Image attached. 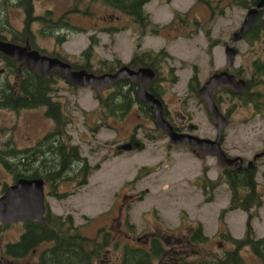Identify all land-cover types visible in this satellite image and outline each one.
I'll return each mask as SVG.
<instances>
[{"label": "rangeland", "instance_id": "obj_1", "mask_svg": "<svg viewBox=\"0 0 264 264\" xmlns=\"http://www.w3.org/2000/svg\"><path fill=\"white\" fill-rule=\"evenodd\" d=\"M76 1L81 8L70 19L74 28L68 32V40L59 45L61 55L70 62L82 63L79 56L88 46L90 35H95L99 40L91 58L93 70L100 68V60L119 59L121 63H127L136 50L137 42L141 43L139 51L155 52L165 48L172 56L166 57L159 68L161 96L166 111H170L166 115L174 118L180 113L196 125L192 133L214 139L215 121L210 118L200 95L189 90L188 81L196 70L200 86L215 71L226 67L225 44L230 43L232 34L241 26L247 8L230 4L231 0H205L212 5L211 9L204 0H199L185 14L195 0H151L145 4L144 10L158 27H163L158 30L159 33H153L141 31L131 17L104 5L100 0ZM53 4L63 10L68 7L67 0H40L36 2V12L52 8ZM221 9L223 14H220ZM0 11L2 23L6 24L8 12L14 26L12 29L22 28L23 13L20 10L7 8L6 4L1 3ZM175 11L185 21L181 24L178 19L177 22L181 24L178 30L176 27L171 30L169 23ZM41 27L40 22L30 25L34 31ZM59 31L64 33L66 29ZM206 31H209L210 38L206 36ZM216 40L208 53V45ZM38 42L50 51L54 50L56 44V40L49 37H42ZM232 44L238 51L233 70L240 68L242 73L239 76L247 79L251 61L260 54L264 44H249L245 39ZM171 67L173 70H170ZM55 86L54 98L60 102L67 121L71 118V124L66 127L72 137L71 143L77 145L91 168L96 164H99V168L91 169L86 181L78 173L74 178L59 182L57 187L45 184V200L52 213L63 216L70 214L83 235L103 241V235L108 234L107 247L101 253L103 257L95 264H115L121 255L123 241L126 239L128 245L137 246L141 242L136 238L143 235H157L165 245L164 251L180 250L183 261L222 258L225 252L235 248L228 235L235 238L244 236L247 213L234 209L221 217V211L229 203L230 189L221 178L225 166L215 156H196L186 144H172L164 132L154 129L155 125L148 117L141 115L138 106L119 117L102 112L95 97L96 91L90 86H72L63 78ZM115 89L107 87L100 93L105 96ZM261 89L264 90V86ZM215 95L220 99L221 112L227 117L222 149L229 157H241L246 165L254 154L264 151V115L257 113L252 104L229 98L219 87ZM50 128H53L52 122L41 110L15 111L0 105V155H4V150L13 151V155L6 154L10 160L7 161L17 162V157L22 159L23 148ZM131 135L143 146L136 150L116 152L115 147L128 141ZM28 136L31 137L30 141ZM255 165L258 191L262 194L263 202L258 209L250 210L255 213L251 227L255 238H261L264 237V154L258 156ZM203 168L210 179L207 185L218 177L221 180L220 185L212 191L209 186L206 187V197H212L208 202L201 186ZM0 170L7 180V173L13 171L5 163H0ZM66 174L73 175V170ZM138 194H142L141 199H125L126 196ZM198 223L207 240L204 243H191L189 233ZM119 227L123 234L117 233ZM24 228L25 225L21 223L9 226L2 234L1 244L17 240ZM178 237L183 239L182 243L176 241ZM239 254L245 264H264V256L257 255L250 246L240 248ZM34 258L35 255L30 256L23 264L33 262ZM166 263L181 264L173 259Z\"/></svg>", "mask_w": 264, "mask_h": 264}, {"label": "trees", "instance_id": "obj_2", "mask_svg": "<svg viewBox=\"0 0 264 264\" xmlns=\"http://www.w3.org/2000/svg\"><path fill=\"white\" fill-rule=\"evenodd\" d=\"M92 1L94 2L97 0ZM100 1L104 5L128 15L133 22L138 25L146 27L153 23L149 14L144 10L145 3L150 0ZM198 2L199 0H195L191 8L187 10L185 14L190 12ZM256 2L257 0H231L229 3L239 8H250L255 6ZM204 3L209 5L205 0ZM209 6L211 9L213 8L211 5ZM220 14H223V9H221ZM176 18L180 19L182 22L185 21V19L180 16L179 12L174 14L172 22ZM152 25L156 26L155 24ZM261 30H264V17L257 15L252 30L244 33L242 38L249 44L254 42L264 44V31ZM152 32L158 33L159 31ZM206 36L210 38L209 31H206ZM89 38L90 42L88 46L79 56L83 62H71L74 69L84 68L88 72L100 74L103 72H114L122 65L119 59L112 61L100 60V68L98 70H93L91 58L93 56L94 46L98 44L99 40L95 35H90ZM215 42H217V40L208 45V53L211 52V48ZM140 46L141 43L137 42L136 50H134L132 58L127 65L131 68H136L139 65L152 67L156 71V75L147 86L155 96L160 97L159 68L166 57L172 58V56L165 48L155 52L139 51ZM261 52L263 54H261ZM261 52L252 59L250 76L246 79V84L242 91L234 90L227 85H221L219 88H221L229 98L236 99L244 104H252L257 113L264 115V90L261 89V87L264 86V46ZM0 55L3 54L0 52ZM170 70H173V68L171 67ZM195 71L189 78L188 88L197 94L199 80L196 73L197 71ZM241 73L242 70L238 68L236 74L239 76ZM57 75L61 77L58 72ZM174 79L175 77H173V80ZM54 82L53 74L50 73L32 82L25 81L15 85L14 83L12 85L10 83H1L0 105L17 110L25 107L47 105L48 113L52 114V111L57 112L61 105L50 101L47 96V93L52 90ZM114 87H116V89L105 96L99 91L95 92V97L98 100L99 108L102 112L111 113L112 115L116 114L122 117L127 114L132 107L138 106L139 110L141 109L142 111V115L150 119L153 118L152 109L148 106V103L140 101L137 98L135 83L120 80L114 84ZM215 90L216 88L211 91V95L219 107L220 99L215 95ZM59 113V116L55 118L59 122L56 125L60 134L63 135L65 133V124L68 121L61 109ZM156 130L159 129L156 127ZM72 149L71 152L70 148H66L62 142L59 149L60 159H57L56 155L51 151V154L48 156L40 154L36 156V159L32 160V158H30L29 163H23L20 156L17 157V162L3 161V163L9 166L10 170L13 168L12 170L16 173V176L19 175L18 177L25 175L24 170L31 173L33 177H44L52 188L63 180L74 178L78 173H80L86 181L85 178L90 174L91 169L99 168V164L91 168L86 158L81 156L77 145L73 146ZM69 152H71V154H69ZM6 154L13 155V151L6 152L4 150V155H0V157L4 158ZM69 160H71V162H69ZM24 166H27L28 169H23ZM75 168L77 169L75 170ZM70 169L73 170V175L69 177L63 176L64 173H68ZM205 170L204 168L201 186L205 200L209 201L212 197H206V187L209 186L212 191L220 185L221 180L220 177H218L214 182H211L210 185H207V182H210V180L206 177ZM221 176V178H223L222 180L230 189L229 203L228 206L221 211V217L230 210L240 209L245 211L247 213L245 234L242 238H235L230 234L228 235V238L234 244L235 248L225 252L222 258L185 260L182 264H245L239 254V249L246 246H250L257 255L261 257L264 256V237L255 238L253 228L251 227V220L255 213L250 210L258 209L263 202L262 194L257 189L256 168L244 167L236 169L234 167H224ZM3 228V226L0 227V231H2ZM107 235V233L103 235V241H96L94 238L85 236L80 232L79 227L74 224L73 217L70 214L63 216L52 214L48 211L45 214V221L43 223L32 221L26 224L25 233L21 234L19 242L12 244L11 251L15 255L18 252H22V249L31 250L40 243L47 242L46 247L42 251L43 255L40 256V260L36 262V264H94V262L101 257L104 248L107 247ZM188 240L191 243H204L207 240V236L203 233L201 224H197L191 230ZM126 251L127 259L125 260V264H149V260L152 256H161L163 253V249H160L158 244H155V248H153L151 252H147L143 248H127Z\"/></svg>", "mask_w": 264, "mask_h": 264}, {"label": "flooded vegetation", "instance_id": "obj_3", "mask_svg": "<svg viewBox=\"0 0 264 264\" xmlns=\"http://www.w3.org/2000/svg\"><path fill=\"white\" fill-rule=\"evenodd\" d=\"M67 1H68L67 9L63 10V9H61V7H57L53 4L52 8H46L42 12L38 13V12H36V10H37L36 2H40V0H0V4L1 3L6 4L7 8L17 9L23 13V25H22L21 29H12V28H14V26L10 22L8 12H7V17H5V21H6L5 23L6 24L2 23V20L0 19V40L15 44L19 47H27L28 50H30V51L35 50L40 55H46L49 57L61 58L65 61L68 60L67 58L63 57L61 55V53L59 52V45L65 43L68 40V32H70V30L72 28H74V25H73V23L70 22V19L72 18L73 15L76 14V11L80 10L81 7L79 4H77L76 0H67ZM150 1H148V2H150ZM148 2H146L145 4H147ZM257 2H259V0H257ZM56 8L59 10H56ZM0 13H1V11H0ZM258 15H260L261 17H264L261 12H259ZM55 16H58V17H55ZM255 19H256V17H255ZM177 20L178 19H176L175 23H173V24H172V21H170L169 27L171 30L173 29L172 27H176L178 30L179 25L182 24V21H180L181 22V24H180V22H177ZM33 22H40L42 24V27L38 31L32 30L30 28V25ZM254 22H255V20H254ZM152 24H154V23H152ZM152 24H150L146 27H143L141 25H139V26H140L141 31H146V30L158 31L159 29L163 28V27L158 28L156 26H153ZM253 25H254V23H253ZM253 25L247 31H251L253 28ZM60 29L61 30L66 29V31L64 33H62V31H59ZM261 31H264V30H261ZM42 37H49V39L54 38L56 40V44L53 46L54 50H52V51L47 50L46 48L42 47L39 44L38 39H42ZM225 46H226V44H225ZM261 54H263V53L261 52ZM128 63H129V61H128ZM0 64H1V66H0V84L1 83L18 84L20 82H25V81H31L32 82L34 80H38L39 77L44 76V75L39 74L38 72H36L32 68H30L24 64L23 65L20 64V61L17 60L13 56L5 55V54L0 55ZM128 67L131 68L129 65H128ZM141 67L151 68L155 72V75H156V71L152 67L146 66V65H139L136 68H131V69H138ZM223 70H226L230 73L236 74V70H233V67L229 68L227 66L224 67V69L218 70L215 72H220ZM57 72L59 73V71L57 69H53L48 73V74H50V73L53 74L55 82L52 85V90L47 93V96L49 97L50 101H53V102L60 104V102L54 98L55 91H56L55 85L58 82V80L60 79V76L57 75ZM250 72H251V69H250ZM249 76H250V74H249ZM236 77L241 78L237 74H236ZM153 79H150L148 82H146V86H145L146 90L150 93H152V92L148 89L147 84H149L150 81ZM124 81L132 82L131 80H128V79H126ZM132 83L136 84V92H137L138 81L132 82ZM199 84H200V82H199ZM203 84H201L199 86V88ZM245 84H246V79H245ZM159 85L161 88L162 87L161 82H159ZM199 88H198V91H199ZM213 89H215V88H213ZM198 91H197V93H199ZM159 92H160L159 93L160 97L155 96L153 93L152 94L156 98H158L162 103L163 117L170 123V125L173 127V129L176 132H180V133L190 132V133H192L196 129V125L194 123L190 122L187 119V117H185L184 115H182L180 113H177V115H175L174 118L166 115V112H168V114H170V111L169 110L166 111L165 103H164L163 98L161 96L162 95L161 91H159ZM136 96H137V94H136ZM140 101H142V100H140ZM143 102H145V101H143ZM145 103H148V106L151 108V102H145ZM10 109L17 111V109H13V108H10ZM47 109H48L47 105H38V106L21 108V110H24V111L41 110L42 114L49 121L52 122V127H53L52 130L50 128L49 130H46L42 136L41 135H40V137L38 136V138L32 144L26 145L23 148V150H22V161H23V163H29L30 158H32V160L36 159L37 158L36 156H38L40 154L41 155L45 154L48 156L51 154V151H53V153L56 155L57 159H60L59 149H60L62 142L66 148H70L71 152L73 150L72 149L73 146H75V144L71 143L72 137H71V134L68 133L67 128H66L69 124H71V118L69 117L68 122L65 124V133L63 135H61L60 131L57 128L56 129L54 128V127H57L56 124L59 123L58 120H56L55 118H57L59 116V114H60L59 112H60L61 108L60 109L58 108L57 112L52 111V114L48 113ZM152 114H153V110H152ZM150 120L154 123L153 118ZM191 124L195 125V129L192 131H189L188 127ZM154 125H155V123H154ZM156 127H157V125H155V128H154L155 130H156ZM192 134H194V133H192ZM27 138H28V141L31 140L30 136H28ZM126 142H128L132 145V150L140 149L143 146L142 142H140L134 135H131L129 137L128 141H126ZM137 142H138V145H136ZM172 144H174V143H172ZM179 144H186L189 147V149H191L193 152V147L188 145L186 142H182ZM179 144H174V145H179ZM115 151L119 152V150H116V147H115ZM71 152H69V154H71ZM262 152H264V151H262ZM256 154L253 155V159L249 160V162L252 161V165L250 167L248 166L249 162H247L246 165H244V161L242 159L241 168H244V167L254 168L255 167L256 173H257V167L255 165V162H256V159L258 157L256 159H254V156ZM195 155L200 156V155H202V153L199 155H197V154H195ZM8 158L9 157H7V156L4 158L0 157V163L2 164L3 161L9 160ZM69 162H71V160H69ZM241 168H239V169H241ZM12 169H11V171H12ZM23 169H28V167L24 166ZM70 170H72V169H70ZM7 174L9 175L8 180L5 178V174L1 173V170H0V196L5 192V190L7 189V187L9 185L15 183L18 180V178H20V177L43 178L46 182L45 184H48L44 177H42V176L41 177H38V176L33 177L31 175V173H28L26 170H24L25 175L20 176V177H18L19 175L16 176V173L14 171H12L10 173L8 172ZM205 175H206V171H205ZM63 176L69 177L70 175H67L65 172ZM206 177L209 179V177L207 175H206ZM202 178H203V170H202ZM57 186L58 185L56 184L55 187H57ZM257 189H258V183H257ZM54 194L58 195L57 192H55ZM134 197H136V195H133L132 198H134ZM45 203H46V209H45V214H46L48 211L51 212V210H50L49 205L47 204V201ZM32 221H36V220H27L24 222L17 221L14 223L24 224L25 228H24L22 233H25L26 224L28 222H32ZM14 223L9 224V225H4L3 223L0 222V227H2V226L4 227L3 230L0 231V241L2 238L3 232L9 226L13 225ZM198 224H200V223H198ZM124 232L127 234L126 231H124ZM117 233L123 234V230L119 227L117 229ZM221 233H223V232H221ZM188 238H189V236H188ZM19 241H20V237L17 240L5 241L3 245L0 242V264H20L19 261H21V264H23V261H25L26 259H28L30 256H33V255H35L33 262L27 261L24 264H31V263L36 264V262H38L40 260V256L43 255L42 251L46 247L47 242H42L31 250L22 249L23 251L20 252L21 254L18 252L14 255L13 252L11 251L12 244L19 242ZM136 241L141 242V244L140 245L138 244L137 246H131V245H128V242L126 241V239L123 241L124 244H122L123 247H122L121 255L119 257H117V262L115 264H125V260L127 259L126 258V256H127L126 249L127 248H129V249H133V248L134 249L135 248H141L142 249L143 248L147 252L148 251L151 252L153 250V248H155V244H158V247L160 249H163V253L161 256H152L149 260V264H156L155 263L156 261H158L157 264H161V261L164 259H165L164 264H167L166 262L170 261V259H173L175 262L179 261L181 264L183 263V256L182 255L180 256V250L176 251V250H169L168 249L167 252H165L164 251L165 245H163V243L161 242L160 238L157 237V235H149V236L143 235L142 237H137ZM176 241H179L182 243L183 239L181 237H178L176 239ZM39 247H41V250L37 251V249ZM35 251L37 253H35ZM102 257H100L98 260H101ZM103 261L106 263L105 260H103Z\"/></svg>", "mask_w": 264, "mask_h": 264}, {"label": "water", "instance_id": "obj_4", "mask_svg": "<svg viewBox=\"0 0 264 264\" xmlns=\"http://www.w3.org/2000/svg\"><path fill=\"white\" fill-rule=\"evenodd\" d=\"M261 9L264 15V0H259L254 7L247 10L243 23L238 31L232 35V41L241 39L242 35L252 27L256 15ZM0 52L15 57L24 64L41 75H46L53 69H57L60 74L71 84L76 86L92 85L96 90H102L105 86L112 85L121 79H128L132 82L138 81L137 97L139 100L151 102L153 109V119L155 124L168 136L172 143L179 144L186 142L193 146V152L197 155L204 153L215 155L219 162L226 166L241 168L242 158L239 156L228 157L222 149L223 131L227 125V119L222 114L215 101L213 100L210 90L221 84L228 85L235 90H243L245 80L237 78L234 73L226 70L213 73L205 83L199 88V94L204 99L207 109L215 120L216 135L214 139L199 137L192 133L176 132L170 123L163 117L162 103L152 93L146 90V82L155 75L149 67H141L136 70L130 69L124 65L114 73H102L96 75L87 72L85 69H72L71 64L62 61L56 57L40 55L37 51L28 50L27 47H19L15 44L0 40ZM237 50L231 45H226L225 56L227 67L234 65V58ZM195 129V125L188 127L189 131ZM138 145V142L136 143ZM130 143H124L117 147V150H131ZM264 152L254 156L256 159ZM252 165V161L248 166ZM44 180L42 178H19L14 184L7 187L5 192L0 196V222L5 225L15 221H26L36 219L39 222L44 221Z\"/></svg>", "mask_w": 264, "mask_h": 264}]
</instances>
